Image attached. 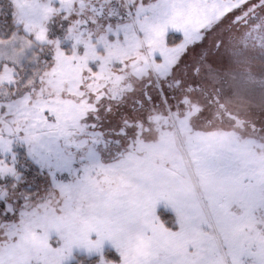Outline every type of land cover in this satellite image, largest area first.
<instances>
[{
	"label": "snow or ice",
	"instance_id": "6c2138e0",
	"mask_svg": "<svg viewBox=\"0 0 264 264\" xmlns=\"http://www.w3.org/2000/svg\"><path fill=\"white\" fill-rule=\"evenodd\" d=\"M0 264H264V0H0Z\"/></svg>",
	"mask_w": 264,
	"mask_h": 264
}]
</instances>
